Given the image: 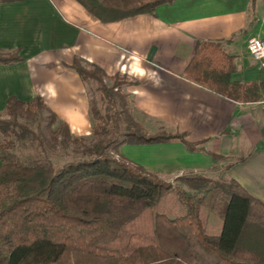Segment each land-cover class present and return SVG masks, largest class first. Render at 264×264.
I'll list each match as a JSON object with an SVG mask.
<instances>
[{"label": "trees", "instance_id": "1", "mask_svg": "<svg viewBox=\"0 0 264 264\" xmlns=\"http://www.w3.org/2000/svg\"><path fill=\"white\" fill-rule=\"evenodd\" d=\"M78 1L110 23L176 0ZM20 61L0 50V66ZM74 69L101 95L91 99L90 138L74 137L41 98L12 97L0 114V264H264V203L230 177L186 175L177 186L128 161L125 145L198 144L181 133L146 134L127 78L81 60ZM233 72L231 58L218 55L205 86L231 95ZM218 200L227 206L215 234L204 211Z\"/></svg>", "mask_w": 264, "mask_h": 264}, {"label": "crops", "instance_id": "2", "mask_svg": "<svg viewBox=\"0 0 264 264\" xmlns=\"http://www.w3.org/2000/svg\"><path fill=\"white\" fill-rule=\"evenodd\" d=\"M251 38H264V0H176L110 23L78 0L3 3L0 50L22 61L0 66V114L12 97L41 98L74 137L90 138L92 91L74 69L81 60L132 83L125 92L147 132L198 144L125 145L128 161L167 182L220 169L264 203V68L248 52ZM218 55L234 69L228 96L205 86Z\"/></svg>", "mask_w": 264, "mask_h": 264}, {"label": "rangeland", "instance_id": "3", "mask_svg": "<svg viewBox=\"0 0 264 264\" xmlns=\"http://www.w3.org/2000/svg\"><path fill=\"white\" fill-rule=\"evenodd\" d=\"M88 69L90 70V68H88ZM107 84L110 85L111 82L107 81ZM90 88H91V91H92V95H91L92 98L96 99V100H100L101 95H100V93L97 92L96 85L92 83V84H90ZM143 129H144L145 133L148 134V135L157 134V133H152L151 134L150 132H147V129H145L144 127H143ZM218 171H220V169H216L211 174L199 175V176H201L202 178L217 180L222 175L221 172H218ZM175 181H173L171 183H173V184H175L177 186L181 185L180 183L178 185V183H176ZM216 203L214 205H212L211 208L208 207L207 209H205L204 218L206 220V225H207V228H208L209 232L218 234V233L221 232V229H222L224 215H225V208H226L227 204L226 203L224 204L223 201H219V200Z\"/></svg>", "mask_w": 264, "mask_h": 264}, {"label": "built area", "instance_id": "4", "mask_svg": "<svg viewBox=\"0 0 264 264\" xmlns=\"http://www.w3.org/2000/svg\"><path fill=\"white\" fill-rule=\"evenodd\" d=\"M251 57L264 68V38H251L247 43Z\"/></svg>", "mask_w": 264, "mask_h": 264}]
</instances>
